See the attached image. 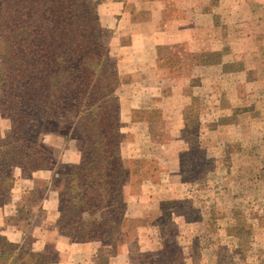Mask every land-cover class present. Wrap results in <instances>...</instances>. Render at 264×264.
<instances>
[{
	"label": "rangeland",
	"instance_id": "374dc122",
	"mask_svg": "<svg viewBox=\"0 0 264 264\" xmlns=\"http://www.w3.org/2000/svg\"><path fill=\"white\" fill-rule=\"evenodd\" d=\"M93 1L98 2L107 62L116 64L119 79L115 93L123 134L121 153L127 170L126 220L120 239L115 242L94 240L96 245L72 259L65 254L62 256L52 242L47 243L44 250H34V239L43 238V230L46 237L56 230L64 242L89 241L72 240L58 230L63 179L52 178L57 189L54 197L58 202V216L51 226L47 221L51 212L46 216V210L41 207L47 203L45 194L25 187L15 175L12 187L0 204V234L8 239L3 229L8 224L17 225L26 238L21 243L8 239L17 245L13 249L54 250L56 261L53 264H264V81L259 85L257 82L246 85L239 81L241 78L217 77L212 86L216 92L209 91L210 87L202 89L203 94L194 95L191 90L200 85L201 80L192 77L185 89L183 82L188 79L184 77L191 76L190 67L197 58L185 45L173 44L158 48L161 56L156 61V79L130 83L129 77L121 75V71L128 68L121 59H132L136 63L133 68H137L141 55L115 51L113 34L101 18L103 12L120 10L125 0H115L111 5L105 0ZM175 1L167 0V21L180 15L174 7ZM203 3L205 11L218 9L221 26L226 20L232 28L235 23L240 34L244 33L240 40L245 47L239 51L231 49V59L251 64L254 52L249 49L246 34L264 32V1L224 0L221 5L219 0H204ZM249 12L260 17H252L251 21ZM231 37L237 35L232 33ZM231 41L236 42L232 38ZM255 53L258 55L260 51ZM255 63L259 62L254 61L252 68ZM222 70L228 73L227 67ZM261 77L264 78V71ZM171 86L176 90L182 88L191 97L180 112L176 110L181 101L169 96L163 100L173 91ZM149 89L161 93L145 100L152 108L133 107L141 100H135L133 95L143 94L148 98ZM213 93L218 104L207 102L206 94ZM4 100L0 86V103ZM169 105L172 112L165 108ZM67 121L70 122L67 126H71L68 137L65 136L68 127L55 122L42 124L40 131L37 127V135L54 131L64 136L66 158L73 160L67 164H76L81 160L82 142L76 137V117L70 115ZM8 125V129L0 125V142L11 128L9 119ZM55 161L57 165L58 160ZM67 164H61L60 171L53 169L61 172ZM13 191L15 198L11 197Z\"/></svg>",
	"mask_w": 264,
	"mask_h": 264
},
{
	"label": "trees",
	"instance_id": "16d2710c",
	"mask_svg": "<svg viewBox=\"0 0 264 264\" xmlns=\"http://www.w3.org/2000/svg\"><path fill=\"white\" fill-rule=\"evenodd\" d=\"M97 5L93 0H0L5 97L0 113L11 122L0 142V204L14 183V167L32 176L56 166L51 151L36 140L37 127L67 126L73 115L82 156L58 173L64 190L57 227L72 240L115 242L126 220L127 170L115 93L117 67L107 62ZM13 248L17 245L0 234V264L56 261L54 250Z\"/></svg>",
	"mask_w": 264,
	"mask_h": 264
},
{
	"label": "crops",
	"instance_id": "0c3cea01",
	"mask_svg": "<svg viewBox=\"0 0 264 264\" xmlns=\"http://www.w3.org/2000/svg\"><path fill=\"white\" fill-rule=\"evenodd\" d=\"M219 1L222 5L224 0ZM104 2L109 3V5L116 3L115 0H105ZM203 2L204 0H176L174 7L180 12V15H175L169 21L165 19V12L168 8L167 0H125L120 10L103 12L101 17L102 22L113 34L112 47L115 51L120 52V54L138 53L141 55V62H139L137 68H133L136 66V63L132 62V59L130 61L121 59L128 66L127 69L121 71V75L129 77L128 82L130 83H142L147 82L148 79H156L158 77L156 75L158 70L156 61L159 55L161 56L158 52L159 46L169 47L173 44H179L181 46L185 45L189 52L193 53L195 58H197V61L194 62L195 64L190 67L191 76L184 77L188 79H185V82H183V89H185L189 86V79L192 77L201 80V84L193 87L191 90V93L194 95L203 94L202 89H210V87L211 90L209 91L216 92L215 89H212V86L214 87L217 77L233 76V78H241L239 81L246 85L254 82H257L258 85L261 84L264 81V78L261 77V73L264 71V69L261 70V67L264 66V32L256 34L252 32L253 29L251 31L253 34H249L248 32L246 34L247 39L250 40L248 44L250 45L249 49L254 52V59H251V64H248L245 60L231 59V49H238L237 51L244 49L245 45L241 41L244 33L240 34L236 24L234 23L235 27L233 26L232 28L229 25V21L226 20L225 22L223 21L224 24L221 26V21H218L219 16H217V13H219L218 9L216 10L215 7L214 9H209V11H205ZM248 14L251 21L252 17H260L250 12ZM232 33L235 36L237 35L238 38L231 37ZM231 38L236 40V42H232ZM261 40H263V43H261ZM255 51H260L261 56L260 54L256 55ZM121 61L119 59V63ZM254 61L259 63H255L254 68H252ZM222 67H227L228 73H223ZM251 69H255L256 71ZM205 84L207 85L205 86ZM171 87H173V91L163 97V100L166 101L169 96L181 101V106L176 110V112H180L181 107L187 105L191 97L185 94L182 88L176 90L175 86ZM148 91H150L147 92L148 98L143 94L133 95L135 100L141 99L133 107L140 108L141 106H146L149 109L152 108L146 105L147 102L145 100L150 97H158L161 93L153 89H149ZM215 96L216 93L206 94L207 102L209 104H218L219 100L214 101L216 99ZM165 108L168 112H172L170 105ZM141 123L150 125L148 121H142ZM0 125H3L4 129L10 127L8 119L4 118L1 113ZM178 130H180V126ZM37 140L51 151L55 160H58L59 163L57 162L55 169H59L60 171L61 164L73 161L72 158H66L65 148L67 147V140L64 136H60L54 131H47L37 135ZM58 173V171L53 169L51 171H39L32 176H27L20 167L16 166L13 168V175L25 184V187L39 190L45 194L47 198L45 202L51 206L45 203L41 207L46 210V216L51 212V216H47L48 224L51 226L54 225L58 216V202L56 197H54L57 189H55V183L52 180L55 177L61 178ZM11 197L15 198V191H13ZM39 227V229L43 228L41 225ZM18 228L17 225L11 227L8 224L3 229V233L10 241L21 243L25 240L26 235L23 230H19ZM44 231L41 232L43 233V238L34 239L32 244L34 250H44L45 245L52 242L61 255L65 254L72 259L73 256L82 255L85 249H89V246L96 245V242L93 241L83 243L64 242L60 240V235L56 230L55 233H51L47 237Z\"/></svg>",
	"mask_w": 264,
	"mask_h": 264
}]
</instances>
